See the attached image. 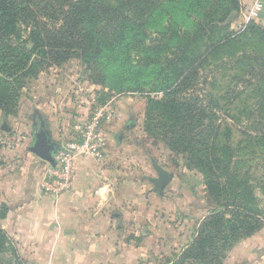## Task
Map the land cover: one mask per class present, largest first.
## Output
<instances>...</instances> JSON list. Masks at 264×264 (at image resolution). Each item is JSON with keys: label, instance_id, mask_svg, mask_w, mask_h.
Returning <instances> with one entry per match:
<instances>
[{"label": "rangeland", "instance_id": "rangeland-1", "mask_svg": "<svg viewBox=\"0 0 264 264\" xmlns=\"http://www.w3.org/2000/svg\"><path fill=\"white\" fill-rule=\"evenodd\" d=\"M100 1L114 4L116 0ZM241 12L242 8L227 20L230 30L203 37L185 53L190 60L200 59L209 46L227 35L236 41L232 50L221 51L218 58L204 57L196 67V75L187 82L189 85L182 86L181 92L173 97L177 104L190 103L188 99L197 97L195 104L193 100L191 103L204 108L206 113L202 125L192 135L196 132L204 135L206 126H211L218 130L220 144L229 149L228 173L214 181L226 184L232 178L248 191L223 189L226 194L223 200L231 209L225 218L233 222L232 206L242 202L255 208L252 222L258 224L257 218L260 224L254 234L259 236L256 242L250 239L254 235L232 240L219 252L218 264H264V246L258 248V240L264 241V108L263 114L256 113L259 111L255 105L257 96L252 94L255 88L246 83L250 81L248 75L221 66V62L229 61L232 56H253L258 58L259 66L262 64V45L257 40H249L252 36L242 39L247 25ZM128 14L134 21V13ZM236 17L242 22L234 25ZM169 20L166 17L163 26L167 23L170 26ZM161 30L145 26L139 31H130L127 49L119 58H113L117 60L113 68H107L108 78L101 67H90L76 55L59 66L44 67L36 77L26 79L18 103L11 111L0 110V127L5 123L10 128L6 132L0 128V134L8 135L3 141L6 149L19 147L28 156L33 155L29 148L35 142L39 127L47 131L56 150L62 146L86 149L97 145L101 159L80 153L75 147L67 149L76 154L75 161L82 158L88 167L97 169V185L105 187V192H132L143 200L147 197V203L141 206L135 203L132 207V213L136 211L138 217L142 216L143 224L131 231L138 235L139 242L141 234H145L141 240L145 239L148 245L147 257L139 258L136 264H167V261H170L168 264H198L183 260L182 255L197 236L199 226L218 209L217 202H222V197L214 199L207 186L208 177L194 165V162H204L201 153H179L169 146L173 129L164 110L171 97L167 99L163 90L171 86L176 66L187 68L189 65L179 58L185 49L177 43L185 30ZM238 92L243 95L236 99ZM244 105L250 117L242 111ZM202 141V137L197 138V142ZM155 166L172 176L162 195L152 183L158 178ZM217 172L220 169L215 166L214 173ZM237 192L244 194L241 201L234 198ZM209 200L216 204L215 208L209 206ZM2 229L7 238L0 242L3 244L0 261L18 264L17 257L22 259V252L16 240ZM129 235L132 234H126Z\"/></svg>", "mask_w": 264, "mask_h": 264}, {"label": "trees", "instance_id": "trees-1", "mask_svg": "<svg viewBox=\"0 0 264 264\" xmlns=\"http://www.w3.org/2000/svg\"><path fill=\"white\" fill-rule=\"evenodd\" d=\"M240 9L238 0H116L114 4H105L100 0H0V110L2 113L11 111L18 103L26 79L36 77L46 66H59L76 55L90 67H101L108 78L107 68H113V62H117L113 58H119L127 49L130 31H139L145 26L161 31L166 28L185 30L177 43L185 49L179 58L183 59L184 64L188 61L189 67L176 66L171 86L163 90L167 99L171 97L164 110L173 129L170 130L172 137L169 146L179 153L197 151L203 155L204 162H194V165L208 177L207 186L214 199L222 197V202H217L218 209L212 210L213 214L199 226L197 236L182 257L183 260L198 264H218L221 250L227 248L232 240L254 235L260 229V224L257 218L258 224L252 222L255 208L240 204L242 202L232 206V212L235 213L233 222L225 218L231 209L227 201L223 200L226 195L223 189L248 191L232 178L226 184L214 181L221 180V175L228 173L226 164L231 163L229 149L220 144L218 130L211 126H206L204 135L201 132L192 135L202 125L203 114L206 113L204 108L193 106L197 97L188 99L190 103L187 104H177L173 97L181 92L182 86L189 85L187 82L196 75L204 57L216 59L221 51L234 48L236 41L227 35L209 46L200 59L190 60L185 55L203 37L210 38L219 30H230L226 22L232 15H237ZM129 11L135 15L134 21ZM166 17L170 19V26L167 23L165 27L162 21ZM245 30L242 39L252 36L249 40H257L264 48V30L252 22ZM23 32H27L25 38ZM261 57L260 66L257 64L258 58L253 56H232L229 61L221 62V66H227L235 72L242 71L251 82L256 83L246 82L255 88L252 94L257 96L255 105L259 109L256 111L258 114L264 108V81L260 84L256 82L264 80V52ZM241 95L243 93H236V99ZM242 111L250 117L247 106L244 105ZM196 137H202L203 141L197 142ZM215 166L220 169V173H214ZM241 192H237L234 197L238 201L244 197ZM208 203L215 208L216 204L211 200ZM8 211L5 204H0V221L6 219ZM242 215L247 218L243 219ZM6 238L0 226V242L3 243ZM12 253L15 254L14 251ZM17 262L27 264L19 257ZM0 264L12 263L0 261Z\"/></svg>", "mask_w": 264, "mask_h": 264}, {"label": "crops", "instance_id": "crops-1", "mask_svg": "<svg viewBox=\"0 0 264 264\" xmlns=\"http://www.w3.org/2000/svg\"><path fill=\"white\" fill-rule=\"evenodd\" d=\"M254 1L240 0V15ZM260 1L263 10L251 22L264 30V0ZM240 22L236 17L234 25ZM5 135L0 134V204L9 211L2 227L16 240L27 264H136L147 257L148 245L141 240L145 234L139 242L131 231L143 224L132 207L147 203V197L105 192V187L97 185V169L88 167L82 158L74 161L71 189L57 198L47 195L41 192L40 182L49 165L19 147L6 149ZM256 235L250 239L256 242ZM258 243V248L264 246L261 239Z\"/></svg>", "mask_w": 264, "mask_h": 264}, {"label": "built area", "instance_id": "built-area-1", "mask_svg": "<svg viewBox=\"0 0 264 264\" xmlns=\"http://www.w3.org/2000/svg\"><path fill=\"white\" fill-rule=\"evenodd\" d=\"M262 10V2L260 0H255L247 9L245 15H243L245 23L248 24L252 20L257 19ZM69 147H75L80 151V153L85 152L87 155L90 154L97 159L102 158L97 145H91L86 149L76 146H62L59 150L55 151V154H53L55 165H49L48 170L46 171L44 177L40 182L41 192L57 198L64 192H67L71 189L74 176V161L76 154L67 149Z\"/></svg>", "mask_w": 264, "mask_h": 264}, {"label": "water", "instance_id": "water-1", "mask_svg": "<svg viewBox=\"0 0 264 264\" xmlns=\"http://www.w3.org/2000/svg\"><path fill=\"white\" fill-rule=\"evenodd\" d=\"M1 131H10V128L4 123L1 126ZM118 140H120V137H118ZM55 150L56 145L51 142L47 131L40 128L36 133L35 142L29 148V152L48 165L54 166L55 162L53 159V153ZM154 170L156 171L158 178L153 179L152 183L158 194L162 195L164 188L171 182L172 176L158 166H155Z\"/></svg>", "mask_w": 264, "mask_h": 264}, {"label": "flooded vegetation", "instance_id": "flooded-vegetation-1", "mask_svg": "<svg viewBox=\"0 0 264 264\" xmlns=\"http://www.w3.org/2000/svg\"><path fill=\"white\" fill-rule=\"evenodd\" d=\"M39 129H40V127H39Z\"/></svg>", "mask_w": 264, "mask_h": 264}]
</instances>
